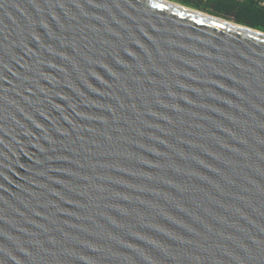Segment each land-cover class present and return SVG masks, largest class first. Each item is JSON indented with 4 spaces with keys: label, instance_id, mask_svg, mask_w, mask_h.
Here are the masks:
<instances>
[{
    "label": "water",
    "instance_id": "1",
    "mask_svg": "<svg viewBox=\"0 0 264 264\" xmlns=\"http://www.w3.org/2000/svg\"><path fill=\"white\" fill-rule=\"evenodd\" d=\"M0 264H264V33L0 0Z\"/></svg>",
    "mask_w": 264,
    "mask_h": 264
},
{
    "label": "trees",
    "instance_id": "2",
    "mask_svg": "<svg viewBox=\"0 0 264 264\" xmlns=\"http://www.w3.org/2000/svg\"><path fill=\"white\" fill-rule=\"evenodd\" d=\"M169 1L264 33V5L256 0Z\"/></svg>",
    "mask_w": 264,
    "mask_h": 264
},
{
    "label": "built area",
    "instance_id": "3",
    "mask_svg": "<svg viewBox=\"0 0 264 264\" xmlns=\"http://www.w3.org/2000/svg\"><path fill=\"white\" fill-rule=\"evenodd\" d=\"M256 1H258V3H259L260 6H263L264 5V2L262 0H256Z\"/></svg>",
    "mask_w": 264,
    "mask_h": 264
},
{
    "label": "snow or ice",
    "instance_id": "4",
    "mask_svg": "<svg viewBox=\"0 0 264 264\" xmlns=\"http://www.w3.org/2000/svg\"><path fill=\"white\" fill-rule=\"evenodd\" d=\"M157 6H159V5H157Z\"/></svg>",
    "mask_w": 264,
    "mask_h": 264
}]
</instances>
